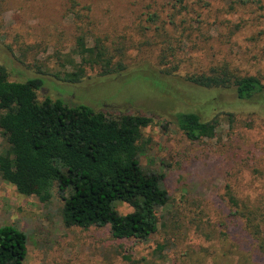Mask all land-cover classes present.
<instances>
[{"label": "rangeland", "instance_id": "obj_1", "mask_svg": "<svg viewBox=\"0 0 264 264\" xmlns=\"http://www.w3.org/2000/svg\"><path fill=\"white\" fill-rule=\"evenodd\" d=\"M79 36L87 47L99 40L125 69L102 77L84 66L79 83L63 81L81 63ZM0 66L9 81L40 79L39 102L151 117L138 164L169 198L159 213L166 227L156 217L157 232L136 242L114 237L109 226L65 227L56 184L40 202L0 177V227L25 234L23 264H264L226 196L228 186L264 214V108L184 81L227 68L264 84V0H0ZM210 101L214 108L204 111ZM190 106L217 118L214 138L192 142L179 130L176 114ZM6 147L0 130V150ZM116 212L126 217L135 208L121 202Z\"/></svg>", "mask_w": 264, "mask_h": 264}, {"label": "trees", "instance_id": "obj_2", "mask_svg": "<svg viewBox=\"0 0 264 264\" xmlns=\"http://www.w3.org/2000/svg\"><path fill=\"white\" fill-rule=\"evenodd\" d=\"M238 1L245 5L262 0ZM76 53L81 63L63 80L71 84L80 82L84 66L98 67L102 77L125 69L122 60L113 61L99 40L87 47L79 36ZM184 81L200 93L226 91L238 103L264 108V84L256 76L212 68ZM41 85L38 78L9 81L6 69L0 66V130L7 143L0 150L1 179L18 193L35 196L40 202L49 201L56 184L63 197L60 215L65 227L109 226L114 237L136 242L157 232L160 225L156 217L165 228V215L159 213L169 198L159 182L141 176L138 164L141 132L152 124V118L114 110L94 111L85 105L70 107L59 99L39 102L36 91ZM203 105L204 111L214 108L211 101ZM194 107L176 114L177 127L192 142L214 138L217 118L208 119L207 112L202 115ZM68 189L70 194L64 197ZM226 196L231 216L241 220L256 249L264 255V214L242 205L228 186ZM121 202L130 203L135 212L118 216L116 205ZM26 255L25 234L10 225L1 226L0 264H23Z\"/></svg>", "mask_w": 264, "mask_h": 264}]
</instances>
